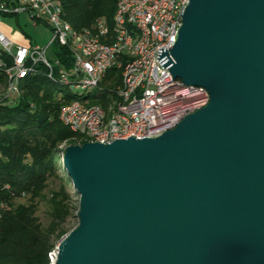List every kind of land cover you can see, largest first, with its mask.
<instances>
[{
  "label": "water",
  "instance_id": "obj_1",
  "mask_svg": "<svg viewBox=\"0 0 264 264\" xmlns=\"http://www.w3.org/2000/svg\"><path fill=\"white\" fill-rule=\"evenodd\" d=\"M170 72L209 104L158 137L70 145L55 264H264V0H189Z\"/></svg>",
  "mask_w": 264,
  "mask_h": 264
},
{
  "label": "built area",
  "instance_id": "obj_2",
  "mask_svg": "<svg viewBox=\"0 0 264 264\" xmlns=\"http://www.w3.org/2000/svg\"><path fill=\"white\" fill-rule=\"evenodd\" d=\"M189 0H117L112 27L99 21L94 29L77 31L63 18L57 0H0L1 15L28 13L52 32L44 47L15 44L0 30V103L13 104L27 78L42 75L63 94L58 119L85 142L107 144L118 139L158 137L186 116L206 107V88L185 85L170 72L182 16ZM55 45L54 59L47 58ZM57 48L68 53L64 63ZM120 71V81L106 79ZM79 89L86 94L73 93ZM96 89V93L90 91ZM102 101H105L103 104ZM83 143H79L81 145ZM3 185L2 191H9ZM8 208L0 198V216ZM56 245L49 264L57 259Z\"/></svg>",
  "mask_w": 264,
  "mask_h": 264
},
{
  "label": "trees",
  "instance_id": "obj_3",
  "mask_svg": "<svg viewBox=\"0 0 264 264\" xmlns=\"http://www.w3.org/2000/svg\"><path fill=\"white\" fill-rule=\"evenodd\" d=\"M57 1L63 18L77 31L94 29L99 21L112 27L117 0ZM57 50L69 65L65 60L68 52ZM106 79H115L118 84L120 71L110 70ZM23 89L15 103H0V189L6 184L10 187L0 196L8 205L0 216V264H49V253L64 237L71 210L65 204L66 185L71 182L62 165V146L70 140L85 141L58 119L61 106L73 96L63 94L58 100L62 89L42 75L27 78ZM50 178L61 182L59 190L51 193L50 221L43 226L35 215V200L43 197ZM23 196H28L29 203L14 207L12 201Z\"/></svg>",
  "mask_w": 264,
  "mask_h": 264
},
{
  "label": "rangeland",
  "instance_id": "obj_4",
  "mask_svg": "<svg viewBox=\"0 0 264 264\" xmlns=\"http://www.w3.org/2000/svg\"><path fill=\"white\" fill-rule=\"evenodd\" d=\"M0 30L15 44L22 46H46L49 40L52 37V32L46 24L42 22H35L28 13H20L17 15H1L0 14ZM4 31H9V35ZM17 37L20 39L19 42L14 41L11 37ZM55 45L50 46L47 51V58L49 60H53L55 55ZM4 88V84L0 85V93ZM96 89L90 91L91 94L96 93ZM73 93L78 95L86 94L81 92L79 89H73ZM79 143H74V141H66L62 147H68L70 145H77ZM59 177H61V173L58 172ZM60 179L59 178H50L48 180L47 187L44 189L41 199L35 200L36 203V211L35 215L38 217L43 226H46L50 221L49 212L51 211V193L53 191H58L60 188ZM66 201L65 204L71 207L70 216L68 217L64 229L65 235L69 234L73 229H75L78 225L77 218V209H78V201L79 196L75 192L72 184L66 185ZM12 203L14 207L17 205H27L29 203L28 196H23L20 198H15ZM63 238V237H62ZM61 238V239H62ZM60 239V240H61ZM59 240V241H60ZM58 241V243H59ZM58 243L56 245H58Z\"/></svg>",
  "mask_w": 264,
  "mask_h": 264
},
{
  "label": "crops",
  "instance_id": "obj_5",
  "mask_svg": "<svg viewBox=\"0 0 264 264\" xmlns=\"http://www.w3.org/2000/svg\"><path fill=\"white\" fill-rule=\"evenodd\" d=\"M6 34H8L9 35V31H4ZM14 41H16V42H19L20 41V39L19 38H17V37H11Z\"/></svg>",
  "mask_w": 264,
  "mask_h": 264
}]
</instances>
